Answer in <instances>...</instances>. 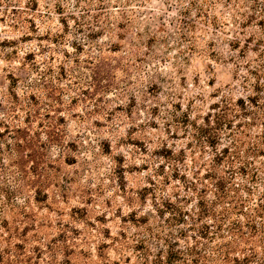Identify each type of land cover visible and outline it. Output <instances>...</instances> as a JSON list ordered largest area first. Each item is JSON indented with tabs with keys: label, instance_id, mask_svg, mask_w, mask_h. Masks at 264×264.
Segmentation results:
<instances>
[{
	"label": "rangeland",
	"instance_id": "374dc122",
	"mask_svg": "<svg viewBox=\"0 0 264 264\" xmlns=\"http://www.w3.org/2000/svg\"><path fill=\"white\" fill-rule=\"evenodd\" d=\"M233 13L226 0H0V264H166L193 236L203 252L227 243L178 213L231 173L214 160L228 130L210 146L198 127L218 96L249 94L255 55L229 43L255 28Z\"/></svg>",
	"mask_w": 264,
	"mask_h": 264
},
{
	"label": "trees",
	"instance_id": "16d2710c",
	"mask_svg": "<svg viewBox=\"0 0 264 264\" xmlns=\"http://www.w3.org/2000/svg\"><path fill=\"white\" fill-rule=\"evenodd\" d=\"M226 1L234 9V23L239 16L243 18L242 26L255 28L242 43L238 40L229 43L242 57L246 56V50L255 55L244 64L247 75L242 87L248 89L249 94L243 97L217 95L219 99L210 107L212 112L202 117L198 130L210 146L219 144L220 133L228 130L229 143L215 153L214 160L226 161L231 173L228 178L209 175L214 200L208 203L202 199L197 210H180L178 214L180 222L189 220L192 228L197 225L200 238L210 241L219 236L228 240L225 244L218 239L215 242L218 244L203 252L197 246L199 239L193 236L195 243L187 250L168 246L166 264H197L200 260H210L211 264L229 260L232 264H264V161L261 159L264 157L261 148L264 144V0ZM251 43L255 46L251 47ZM236 176L241 182L231 183ZM255 193H258L256 197ZM202 218L212 223H201ZM237 248L241 257L239 254L231 257V250Z\"/></svg>",
	"mask_w": 264,
	"mask_h": 264
}]
</instances>
